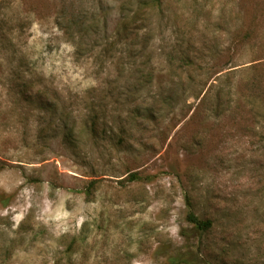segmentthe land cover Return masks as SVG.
<instances>
[{
	"label": "rangeland",
	"instance_id": "rangeland-1",
	"mask_svg": "<svg viewBox=\"0 0 264 264\" xmlns=\"http://www.w3.org/2000/svg\"><path fill=\"white\" fill-rule=\"evenodd\" d=\"M134 1L0 0V264H264V0Z\"/></svg>",
	"mask_w": 264,
	"mask_h": 264
},
{
	"label": "trees",
	"instance_id": "trees-1",
	"mask_svg": "<svg viewBox=\"0 0 264 264\" xmlns=\"http://www.w3.org/2000/svg\"><path fill=\"white\" fill-rule=\"evenodd\" d=\"M164 0H135V7L133 9H130V7L126 6V4L123 7L122 11V17L119 21L118 28L116 31L117 35L123 36V38H128L131 34H139L140 31H142L144 28L148 26L150 23V20L152 19L154 13L161 9L163 5ZM97 25V22H92L89 25V29L93 30V28ZM110 44H114L110 42L106 48L107 53H110ZM187 71L194 75L196 77V74L198 73V69L193 64H187L186 66ZM192 79V78H191ZM28 84V90L30 92H33L35 89V84L31 80H29ZM232 89V88H231ZM48 91H50V88L44 87V95L46 96L48 94ZM41 99H43L44 102V108L45 110H50V106L56 105V102L53 103L55 100L51 101L50 98H44L43 94L41 96ZM257 101H253V105H255L257 108L262 109V106L258 104ZM222 105V104H221ZM221 107L220 105L218 108ZM141 110V109H139ZM264 117V111H261ZM140 116H144L145 114H141ZM148 117V116H147ZM149 118V117H148ZM96 116H91L90 118L86 119V121L90 124V130L95 131L96 122H97ZM65 129H67V132L65 134V140L66 142L73 144L75 146V143L72 141L73 138V130L74 127H67L65 125ZM134 177V174H133ZM187 219L190 223H192L195 227H197L200 230H209L212 228L214 222L210 218H201L199 217L194 211L190 210L187 215Z\"/></svg>",
	"mask_w": 264,
	"mask_h": 264
}]
</instances>
